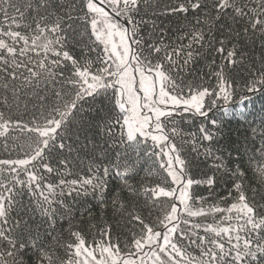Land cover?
<instances>
[{
	"label": "snow or ice",
	"instance_id": "snow-or-ice-1",
	"mask_svg": "<svg viewBox=\"0 0 264 264\" xmlns=\"http://www.w3.org/2000/svg\"><path fill=\"white\" fill-rule=\"evenodd\" d=\"M209 7L212 13H205L207 19H196L193 29L173 45L165 41L167 29L154 21L149 31L158 34L159 39L146 40L140 35L146 9H153V0H69L63 4L60 0H0V86L10 89L14 99L19 100L37 89L47 91L51 85L54 97L47 104V97L37 93L44 112L33 114L30 123L5 119L0 112V138H7L10 131L17 129L32 134L24 158L0 159V240L8 242V250L0 251V264H25L28 244L21 237L26 223L23 217L13 219L10 215L22 188L41 198L40 210L52 220V205L57 202L60 185L71 187L68 195L93 185V178H85L41 187L43 177L38 174L41 170L55 171L46 162L53 150H72L65 143L71 136L65 133L70 131L76 115L84 111L83 103L89 101L93 110L102 115L98 123L86 124L85 128L102 131L106 143L117 136L119 129L121 139L115 144L134 147L150 140L159 149L154 155L160 160L164 180L143 192L160 203L164 214L150 226L141 216L130 213V222L141 227L129 241L127 251L111 242L107 228L103 242L95 246L87 244L80 231H73L74 242L64 246V257L41 246L35 264H264V214L260 211L264 206L254 204L242 190L239 178L244 175L243 169L231 172L238 177L232 185L238 192L236 202L227 208L194 207L204 198L193 197V186L203 184L212 189L216 177H191L192 160L181 155V149L172 141L171 137L178 135L177 129L167 127L173 116L184 113L207 118L216 100L229 102L233 95L234 81L229 70L236 69L243 57L238 56L235 46L227 49L223 39L219 41L221 46L213 49L222 56L221 65L211 73L216 78L215 86L204 87L186 78L194 73L193 65L205 44V35L198 27L201 23L216 24L230 18L242 25L244 37L250 36L253 42L257 37L264 38V0H212L210 5L207 0H169L162 8L156 5L159 11L153 9V15L160 19L179 13L186 18L189 12L199 16ZM77 8L79 12L74 15ZM78 21L83 25L77 26ZM233 32L235 38H241L239 29H231L229 35ZM97 48L93 61L91 53ZM76 49L79 56L73 54ZM248 71L252 78L245 85L247 90L264 89V69ZM5 102L6 97L0 93V104ZM229 114L225 110V118ZM210 124L219 130L218 121L211 120ZM200 133L204 141H212L216 135L204 127ZM199 147L192 149L197 155ZM205 152L216 161L217 171L224 167L210 149ZM59 163L67 169L70 161L65 158ZM261 170L264 172V165ZM130 171L128 167L117 170L115 175L123 178ZM22 175L26 179H21ZM107 175L109 169L103 168L102 176ZM123 182L133 196L138 195L126 179ZM95 187L103 190L105 185L97 180ZM217 213L222 215L214 224H194L182 218ZM16 228H20L21 236L13 237L11 233ZM182 241L200 249L199 258L189 256Z\"/></svg>",
	"mask_w": 264,
	"mask_h": 264
},
{
	"label": "trees",
	"instance_id": "trees-1",
	"mask_svg": "<svg viewBox=\"0 0 264 264\" xmlns=\"http://www.w3.org/2000/svg\"><path fill=\"white\" fill-rule=\"evenodd\" d=\"M67 3L69 0H60ZM169 0H153V9L159 11L156 5L164 7ZM203 2V0H202ZM210 5L212 0H207ZM153 9H146L143 27L140 35L146 40L159 39L158 34L149 30L153 21L160 27L167 29L165 41L173 45L180 43L178 37L193 29L195 20L202 22L207 19L205 13H212L209 7L195 16L192 12L187 14H173L161 16L156 19ZM79 12V8L76 12ZM82 15V14H81ZM143 15V14H142ZM136 20L139 22L140 17ZM83 25L78 21L77 26ZM231 29H239L241 38H235V32L229 35ZM199 30L205 35V44L200 49L201 57L193 65L194 73L186 78L194 84H202L204 87H214L216 78L211 75L213 70L222 63V56L213 49L220 47L219 41L223 39L227 49L235 46L238 49V56L243 60L236 69L229 70V76L234 81V91L229 102L216 100V106L212 107L207 118L192 113H184L172 117L167 127H175L178 135L172 136V141L181 149V155L192 160L190 175L193 179L202 180L206 176L215 175L217 183L212 189L206 185H194L192 188L193 197L204 199L194 203V207L205 209L212 206L227 208L238 199V192L232 187L238 177L231 175V172L243 169L244 175L240 177L242 190L254 204L264 206V172L261 166L264 165V89L249 92L245 87L252 74L248 71L264 69V38L257 37L255 42L249 37H244L242 25L233 23L230 18H225L216 24L208 21L201 23ZM210 29V31H209ZM186 43V41H183ZM99 52L91 53V59L95 61ZM74 55L79 56V49L74 50ZM215 60V64H213ZM70 70V69H69ZM12 82H9L11 85ZM59 88V85H57ZM0 93L6 97V102L0 104V112L5 119L22 120L25 123L32 121L33 114L44 112L41 103L36 99L37 93L47 97V104H51V85L47 91L41 92L37 89L28 94L26 98L15 100L10 89H3L0 86ZM83 103V102H82ZM84 111L75 117L73 125H69L71 139L65 141L71 146L62 152L52 151L46 158V162L55 171L48 173L40 171L38 174L43 177L40 181L41 187L44 184L59 185L61 180L72 181L93 178V185H85L78 194L71 191V187L60 185L52 205L54 209L53 219L41 212V198L33 195L27 188H22L16 197V206L10 214L13 219L23 217L26 228L22 233V239L28 244L24 253L25 264H35L37 249L43 246L44 250L55 252L57 257L65 256L64 246L74 242L71 235L73 231H80L87 244L95 246L104 240L103 232L109 229L111 242L120 245L121 249L127 251V245L132 236L140 232V225L130 222L129 214L141 216L145 223L150 226L156 224L164 214V209L159 202H153L144 194L143 189L152 187L164 180L165 173L159 167L160 160L154 155L159 149L150 141H144L129 147L126 144H115L120 140V130L117 129V136L105 142L103 132H97L95 127L91 130L85 128L86 124L95 125L99 122L102 113H98L91 107V102L83 103ZM225 109H229V116L225 118ZM242 113V115H241ZM116 115L112 114V118ZM236 117V118H234ZM211 120L218 121V128L210 124ZM204 127L209 132L216 133L212 141H204L201 138L200 128ZM84 128V131H80ZM31 133H22L18 129L10 131L7 138H0V159L16 160L24 158L29 151L28 145L32 143L28 137ZM85 136L88 139H85ZM138 139H143L139 138ZM199 145V155L193 152L194 146ZM23 149V150H22ZM205 149H210L214 156L223 161L224 167L219 171L214 167L215 160L206 154ZM67 158L70 164L67 169L59 163ZM163 159V157H161ZM131 167L126 177L115 175L117 170L123 171ZM108 168L109 175L102 176V169ZM21 179H26L23 175ZM138 190V195L133 196L125 187L124 180ZM99 180L105 187L103 190L95 187ZM63 191L64 194H60ZM230 193V195H229ZM254 198V199H253ZM47 207V205H45ZM264 214V207L260 208ZM222 214H213L207 217H182L189 219L194 224L217 223ZM181 227H186L181 225ZM157 230L163 231L162 228ZM204 235L203 232L199 233ZM13 237L21 236L20 228L12 231ZM194 238V237H193ZM19 242V241H17ZM186 253L191 257L200 256V249L182 241ZM8 250V242L0 240V251ZM59 264V261L57 262ZM186 264V262H182Z\"/></svg>",
	"mask_w": 264,
	"mask_h": 264
}]
</instances>
